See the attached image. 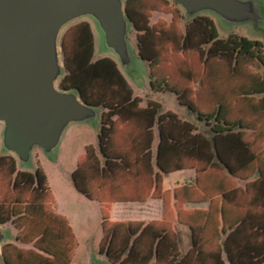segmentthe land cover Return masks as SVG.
Wrapping results in <instances>:
<instances>
[{
	"label": "trees",
	"instance_id": "1",
	"mask_svg": "<svg viewBox=\"0 0 264 264\" xmlns=\"http://www.w3.org/2000/svg\"><path fill=\"white\" fill-rule=\"evenodd\" d=\"M175 5L123 0L150 91L173 92L194 114V124L160 112L152 101L141 106L113 60L93 59L86 23L61 32L64 71L57 86L100 108L98 154L84 146L72 185L98 203L97 252L109 264H264V73L257 70L264 65L262 44L245 36L219 38L203 15L191 17L183 29ZM153 11L170 18L150 22ZM200 123L205 133L196 129ZM181 169H193V182L162 189L160 173ZM147 198L161 200L160 218L110 220L112 204ZM53 201L37 167L17 170L0 155V224L9 223L14 240L29 244L4 241L0 264H73L76 238ZM189 202L206 206L184 209ZM175 223L189 231L184 253Z\"/></svg>",
	"mask_w": 264,
	"mask_h": 264
},
{
	"label": "water",
	"instance_id": "2",
	"mask_svg": "<svg viewBox=\"0 0 264 264\" xmlns=\"http://www.w3.org/2000/svg\"><path fill=\"white\" fill-rule=\"evenodd\" d=\"M169 1L185 17L211 12L227 24L254 26L260 18L254 0ZM80 18L94 21L103 46L126 68L131 23L123 0H0V147L22 164L30 161L35 147L49 154L69 124L89 120L98 124L99 107L84 103L76 90L57 86L64 71L61 31ZM9 236L0 224V246L13 240ZM87 264L104 261L93 257Z\"/></svg>",
	"mask_w": 264,
	"mask_h": 264
},
{
	"label": "rangeland",
	"instance_id": "3",
	"mask_svg": "<svg viewBox=\"0 0 264 264\" xmlns=\"http://www.w3.org/2000/svg\"><path fill=\"white\" fill-rule=\"evenodd\" d=\"M254 1L258 3L260 15L256 26L250 22L227 24L211 12H203L198 15L206 16L212 21L219 38H226L228 35H236L260 41L264 54V0ZM175 6L183 15L181 8L177 5ZM158 18L168 20L170 14L153 11L149 20L150 22H153ZM190 19L191 17H185L183 15L182 19L179 21V26L184 29L186 23ZM77 22L86 23L90 29L92 36L93 59L107 57L113 60L121 77L130 87L132 97H136L139 100L140 105L144 106L147 101H152L159 105L160 112H171L180 119L192 123L195 122L194 114L189 111L186 106L178 103L173 92L150 91L148 85L147 63L136 55L134 31L132 28L129 29L127 34L130 63L126 68H122L115 54L103 46L102 35L94 21L89 18H80L70 22L66 26ZM202 48L205 49L206 45H202ZM257 70L264 73V65L257 68ZM195 126L198 131H203V133L207 130V127L201 123L195 124ZM97 128L98 124L91 120L69 124L63 131L58 144L49 154L43 152L40 148L35 147L31 151L30 161L27 164H22L14 155L6 153L0 147V155L9 156V158L14 161V166L17 170L33 172L37 167L40 173L44 176L45 182L54 199L52 209L66 218L76 238V248L71 259L73 264H87L93 257L104 261V264H107L105 257L97 252L98 241L101 236L98 203L79 193L72 185L70 177L75 166V161L77 157L82 154L85 145H90L95 150L96 154H98L96 147ZM192 173L193 172L189 169L169 174L161 173L162 189L171 192L174 186L187 182L189 177L192 176ZM128 206V208L123 210L120 208V205H114L110 208V220L122 221L137 219L139 210L143 211L144 205L134 204ZM195 207L204 208L205 205L199 204ZM128 209L130 210L129 212ZM2 225L8 229L10 236L12 235L13 240H10L11 242H15L21 247L29 246V244H22L14 240L15 230L9 223ZM175 227L178 234V246L181 250L184 249L186 240L182 237L179 229L185 228V226L175 223ZM6 240H8V238Z\"/></svg>",
	"mask_w": 264,
	"mask_h": 264
},
{
	"label": "crops",
	"instance_id": "4",
	"mask_svg": "<svg viewBox=\"0 0 264 264\" xmlns=\"http://www.w3.org/2000/svg\"><path fill=\"white\" fill-rule=\"evenodd\" d=\"M154 143H155V140H154ZM153 149H154V145H153ZM181 170H186V169H181ZM189 170H191L193 173H192V176L189 177L188 181L185 182V183H192L193 182L194 171H193V169H189ZM177 171H180V170H176V171H172V172H168V173H164V174L174 173V172H177ZM182 184H184V183H182ZM134 204L144 205V206H143V211L139 210L138 218L137 219H131V220H142V221L146 222L148 220L158 219V218L161 217V211H162L161 200L160 199H156V198H147L146 200L141 201V202H120V203H114V204H112L111 208L114 205H120V208L123 210V209L128 208L129 207L128 205H134ZM199 204L206 206V203L205 202H197V203H191V202H189V203H185L183 205V208L184 209H194V208H196L195 206H197ZM116 209H119V208H116ZM129 211L130 210L128 209V212ZM177 224H179V223H177ZM180 225H182V224H180ZM173 227H174V230L176 232L175 224H174ZM179 231L182 234V237L184 238V240H186V243H185L184 249H181L180 250L179 249V246H178V249H179V252L180 253H184L187 250L188 246H189V241H188L189 240V231H188V228L186 226H185V228H180Z\"/></svg>",
	"mask_w": 264,
	"mask_h": 264
}]
</instances>
